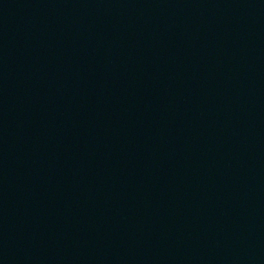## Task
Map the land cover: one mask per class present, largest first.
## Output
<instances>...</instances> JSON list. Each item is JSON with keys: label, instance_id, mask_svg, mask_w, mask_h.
I'll return each instance as SVG.
<instances>
[{"label": "water", "instance_id": "1", "mask_svg": "<svg viewBox=\"0 0 264 264\" xmlns=\"http://www.w3.org/2000/svg\"><path fill=\"white\" fill-rule=\"evenodd\" d=\"M0 264H264V0H0Z\"/></svg>", "mask_w": 264, "mask_h": 264}]
</instances>
